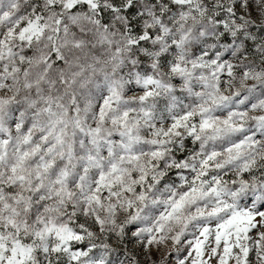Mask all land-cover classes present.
<instances>
[{
    "label": "snow or ice",
    "instance_id": "snow-or-ice-1",
    "mask_svg": "<svg viewBox=\"0 0 264 264\" xmlns=\"http://www.w3.org/2000/svg\"><path fill=\"white\" fill-rule=\"evenodd\" d=\"M0 264H264V0H0Z\"/></svg>",
    "mask_w": 264,
    "mask_h": 264
}]
</instances>
